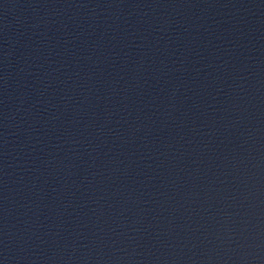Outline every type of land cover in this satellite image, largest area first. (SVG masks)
<instances>
[{"label": "water", "instance_id": "1", "mask_svg": "<svg viewBox=\"0 0 264 264\" xmlns=\"http://www.w3.org/2000/svg\"><path fill=\"white\" fill-rule=\"evenodd\" d=\"M0 264H264V0H0Z\"/></svg>", "mask_w": 264, "mask_h": 264}]
</instances>
